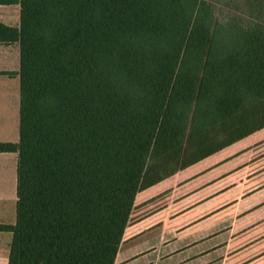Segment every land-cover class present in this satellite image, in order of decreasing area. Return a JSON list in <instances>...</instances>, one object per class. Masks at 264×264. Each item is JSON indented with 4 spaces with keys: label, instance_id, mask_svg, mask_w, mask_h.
I'll return each instance as SVG.
<instances>
[{
    "label": "trees",
    "instance_id": "trees-1",
    "mask_svg": "<svg viewBox=\"0 0 264 264\" xmlns=\"http://www.w3.org/2000/svg\"><path fill=\"white\" fill-rule=\"evenodd\" d=\"M20 3L8 264H115L139 192L264 128V0Z\"/></svg>",
    "mask_w": 264,
    "mask_h": 264
},
{
    "label": "crops",
    "instance_id": "crops-1",
    "mask_svg": "<svg viewBox=\"0 0 264 264\" xmlns=\"http://www.w3.org/2000/svg\"><path fill=\"white\" fill-rule=\"evenodd\" d=\"M21 22L22 5L20 0H0V130L16 129L18 131V133H14L12 139L10 135H0L2 137L0 142L16 143L20 140L21 79L19 71L21 68V47L20 42L13 38L15 32L9 31L7 28L19 30ZM228 147L139 192L135 205L137 206V203L144 204L154 199L162 193L165 187H168L170 193L185 189L198 178L184 180L175 186L164 185L177 175L226 151ZM17 157V152H0V224H15L14 221L10 222L6 219L4 212L12 208L11 213L13 218H16ZM11 164H13L14 170L10 168ZM261 175L263 176L264 172ZM161 186L164 187L159 188ZM211 187L213 184L204 188L188 190V193L175 196L159 208L130 221L115 264H126L131 260L124 253L125 247L136 240L142 228H146L144 233L150 235V231L153 229L149 226L155 223L160 225L162 222L173 224V226L180 223V226L175 228L176 232L173 236L164 237L161 241L160 259L165 264H264V183L257 188L254 194L255 201L251 202L252 197H249L237 202L243 206L245 201L246 211L242 212L240 217L235 212L231 216V220L227 221L228 224L225 225L227 228L223 227L225 231H222L223 229L218 227L216 222L211 223V220L228 210L232 203L215 207L214 205L219 202L221 197H218L217 194L203 195ZM226 190L227 188L221 190L220 193L226 195ZM144 194L147 196L137 200L140 195ZM187 201L191 203L188 202L189 204L184 205ZM183 221L186 223L183 224ZM237 226L245 227L238 232ZM8 232L0 231V233ZM160 245L158 244L144 253H136L134 260L144 254L158 253ZM8 262L7 256L4 264H8ZM0 264L2 263L0 262Z\"/></svg>",
    "mask_w": 264,
    "mask_h": 264
},
{
    "label": "rangeland",
    "instance_id": "rangeland-1",
    "mask_svg": "<svg viewBox=\"0 0 264 264\" xmlns=\"http://www.w3.org/2000/svg\"><path fill=\"white\" fill-rule=\"evenodd\" d=\"M14 133H18V131L16 129L0 130V135H10L11 139ZM0 138L2 137L0 136ZM263 157L264 128L233 144L219 155L214 156L209 160H205L186 172L177 175L172 181H169L164 185L175 186L182 183L184 180H188L193 177L198 178L190 183L185 189L176 193H170V190L167 189L168 187H165L159 196L154 197V199L144 204L137 203V206L135 205V200L130 221H134L150 211L159 208L175 196L188 193V190L204 188L205 186L213 184V187H211V189L208 188L203 195L217 194L218 197H221L218 200L219 202L214 205L215 207L232 203V205L228 207V210L217 215V217L211 220V223L216 222V224H218L217 226H220L223 229V227L228 224L227 221L231 220V216H233L235 212H237V215L240 217L241 213L246 211L245 207L247 204L245 201L243 202V206L239 205L237 203L238 201L246 200L249 197H252L251 202L256 200V196L254 194L256 193L257 188L264 183V175H261L264 172ZM12 166L13 164H11L10 168L14 170V167ZM215 166L217 167L214 168ZM164 186L159 188H163ZM225 188H227L226 195H224V193H220V191ZM147 194L140 195L137 200L142 199L147 196ZM188 202L191 203L190 201H187L184 205L189 204ZM11 212L12 208L5 210L4 213L6 219L10 222L14 221L13 223H16L15 221L17 220V215L14 219ZM184 223L186 222L183 221V224ZM157 225L158 224L155 223L154 225L149 226L153 229L150 231V235H146V233H144L146 228H142L139 231V236L136 240H134L132 244L126 245L124 253L129 257V259H131L126 264H165V262H162L160 259V254L162 253L160 245L161 241L164 237L173 236L176 232L175 228L179 227L180 223L173 226V224L162 222L160 225ZM244 227L237 226L236 228L239 232ZM225 228H227V226H225ZM222 231H225V229ZM12 240L13 233H0V262L2 264L5 263L7 256L9 258ZM158 244L160 245L158 248L160 251H158V253H151L150 255L144 254L134 260L136 253H144L153 247L158 246Z\"/></svg>",
    "mask_w": 264,
    "mask_h": 264
}]
</instances>
